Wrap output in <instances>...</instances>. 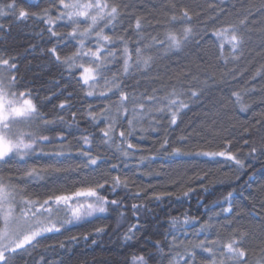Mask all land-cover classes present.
Segmentation results:
<instances>
[{
	"label": "trees",
	"instance_id": "16d2710c",
	"mask_svg": "<svg viewBox=\"0 0 264 264\" xmlns=\"http://www.w3.org/2000/svg\"><path fill=\"white\" fill-rule=\"evenodd\" d=\"M7 2L11 0H0V3ZM110 2L120 7L115 36H127L129 39L138 35L135 32L137 18L142 20L143 28L139 35L159 34L163 37L171 17L180 16L183 9L189 11L193 38L179 51L165 53L161 49L150 68L134 69L123 83L126 86L124 90L130 94L151 95L153 90H158L157 94L163 96L175 87L178 91L195 90L199 96L191 99L189 92L183 97L189 102V107L182 111L175 126L170 127L169 114L164 113L162 118L157 114V122L162 126L156 132L144 134L145 138L138 145L136 154L127 159L126 167L122 153L116 151V145L106 146L102 143L100 129L105 127L104 123L93 127L88 119L89 107L99 114L105 106L118 102L119 92L109 94L108 98H99L103 90L101 80L96 96L86 97L87 89L81 87L76 76L70 77L65 66L57 63L48 52L49 48L57 45L62 58L71 55L75 51L71 43L67 46L63 41L57 44L55 39H50L47 25L36 18L17 21L11 15L0 17V25L3 26L0 30V57L12 59L17 64V71L9 73V76L18 78V88L15 90L31 89L35 103L49 119L64 117V125L43 134L55 137L62 129L71 133L63 145H48L45 150L63 147L65 151L76 153L82 148V143L77 142L81 134L91 133L92 154L107 161L94 173L87 172L85 175V171H69L50 174L19 187L26 189L31 198L43 199L54 185L62 189L68 186L67 190L74 191L72 185L77 180L103 177L111 181L117 175L122 180L127 178V188H120L117 195L113 196L108 190L103 193L109 199H122L120 208L109 206L107 213L66 225L60 233H52L35 248L18 254L11 264H131L133 254L144 255L148 264H170L173 257H176L178 264H183L179 257L185 255L186 249L190 251L192 244L206 238L226 242L233 236L238 237L241 232L247 234L244 241L247 264H264V207H261L264 204V125L256 123L264 120V14L250 20L243 29L245 43L237 54L238 59H232L231 46L225 43L224 56L229 60L227 64L220 58V41L213 35L221 27L238 24L247 9L256 12L264 0ZM16 3L18 8L24 7L29 12L42 14L44 9H51L53 16L57 14L50 0H16ZM85 26L81 25V30ZM184 26L188 25H175L176 28ZM56 30L66 34L70 28L61 24ZM106 32L113 34L111 31ZM116 67L122 71V61ZM3 68L0 65V70ZM111 77L112 72L106 73V78ZM233 93L240 95L239 103ZM61 101L67 105L63 110L59 109ZM241 104L246 106L245 111H241ZM132 107L129 103L128 108ZM112 112L115 114V107H112ZM74 113L79 127L73 124L68 129L67 125L72 123ZM149 123L150 118H146L137 126V133H140L141 127L147 129ZM122 126L126 129L127 121ZM246 128L248 132H245ZM120 130L119 127L116 129L117 139ZM166 135L169 140L167 153L178 148L184 155L173 159L160 152L158 159L148 160L149 157L157 156ZM137 140L138 136L132 137L134 144ZM245 140L248 141L247 145ZM253 147L256 148L255 153H251ZM224 150L235 154L244 167L224 157L195 155L196 152ZM141 156L145 158V165L138 167ZM78 162L64 161V167L75 168ZM47 163L49 161L46 158L37 159L35 156L26 164L0 163V176L15 181L17 177L23 176L27 168ZM112 164L118 165V169L111 171ZM189 189V195L184 196L183 193ZM169 192L170 196L154 199V194ZM228 192L234 194L231 200L234 211L227 219L221 217L217 221L221 208L208 209L214 202H222V206L227 207L224 197ZM136 193H140L139 198ZM133 204L144 207L134 215ZM185 216L190 219L197 217L201 223L213 217V228L209 233L197 237L195 228L183 225ZM172 218L181 222L175 228L171 224ZM133 225H138V229H134V239L125 241L123 235ZM96 228H104L105 231L97 234ZM169 232L172 235H168ZM85 235L89 237L87 241ZM73 236L77 239L72 240ZM174 236L179 238L175 245L172 244ZM156 242L163 245L162 251L155 247ZM61 243L65 245L64 248H60ZM49 246H54V251ZM197 253V264H209L207 253L200 249H197ZM221 258V254L217 253V264ZM225 264L231 262L226 261Z\"/></svg>",
	"mask_w": 264,
	"mask_h": 264
},
{
	"label": "snow or ice",
	"instance_id": "6c2138e0",
	"mask_svg": "<svg viewBox=\"0 0 264 264\" xmlns=\"http://www.w3.org/2000/svg\"><path fill=\"white\" fill-rule=\"evenodd\" d=\"M50 3L57 9V14L53 16L51 9H44L42 14L29 12L24 7L17 6L16 0L0 3V17L11 15L17 21H26L30 17L36 18L47 25V32L50 39H55L57 44L61 41L67 46L69 43L75 48L71 55L61 57L57 45L48 49L49 54L55 61L65 66L69 76H76L77 82L82 88L87 89L86 97L96 96L97 86L103 80V90L99 93V98H108L109 94L115 95L119 92V100L115 105L105 106L99 114L91 107L88 109V119L93 127H98L104 123L105 127L100 129V138L106 146L116 145V151L122 153L127 167V159L136 154L138 145L143 141L144 134L147 132H156L162 126L157 122V114L162 118L164 113L170 115L169 125L175 126L178 117L184 109L189 107V102L183 97L190 92L191 99H197L199 93L195 90L188 91L177 90L175 87L163 96L158 95V90H153L151 95L146 93L136 94L127 93L123 81L134 69H148L158 57L160 50L165 53L181 50L193 38V28L190 26L191 15L188 10L183 9L180 16L173 15L169 21V27L163 37L159 34L155 36L139 35L143 31L142 20L137 18L135 21L136 37L129 39L127 36H115L116 22L120 18L119 5L110 2V0H50ZM264 14V3L253 12L247 9L243 18L238 24L228 27H221L214 31L213 35L220 41V58L227 64L228 58L224 56L225 43L231 46V57L238 59V53L241 51L245 40L242 31L249 24L250 20H255L257 15ZM177 23L187 24L182 28H176ZM70 28L66 34L57 31L59 25ZM81 25H86L81 30ZM3 26L0 25V30ZM111 31L113 34H107ZM122 61V71L116 67ZM0 65L4 66L0 70V163L26 164L32 157L37 159L46 158L49 163L37 167L32 166L24 171L22 177H17L15 181L12 178L0 176V264H11V260L18 254L26 252L29 248H35L42 239L52 233H60L66 225H72L77 222L85 221L96 214H104L109 210V206L120 208L122 199H109L104 193L105 190L111 192L113 196L118 194L120 188H127V178L121 179L119 175L112 178L111 181L104 179H86L77 180L73 183L74 191L67 190L68 186L57 188L55 185L51 190L44 194V198L33 199L27 193L26 189L19 185L27 184L37 178H44L50 174H60L69 171L77 173L85 171L95 172L102 164L107 161L99 155L92 154L93 134L82 133L78 143H82V148L76 153L65 151L63 147L45 150L48 145H63L67 135L71 133L67 130H61L57 136L45 135L44 132H51L58 126L64 125L63 116L49 119L42 114L40 106L35 103V97L31 89L16 91L18 88V78L15 75L9 76V73L17 71V64L12 59L0 57ZM115 68V71L113 69ZM112 72L111 79L106 78V73ZM78 74V75H77ZM236 102L241 101L238 93H233ZM49 100L52 97H48ZM131 103L133 107L128 108ZM67 107L64 101L59 104V109ZM112 107L116 112L113 114ZM121 109L123 111H121ZM246 106L241 104V111H245ZM129 116L131 118H129ZM146 118H150L147 129L140 128L137 133V126L141 125ZM127 121V128H123V122ZM258 125H264V120H258ZM73 124L79 127L76 121L75 113L71 124L67 125L70 129ZM121 130L116 138V129ZM249 130L246 128L245 132ZM138 136L137 143L132 142V137ZM169 143L167 135L161 143L157 156L147 158L155 161L159 158V153L163 152L173 159L184 155L180 149L174 148L171 153H167ZM231 143L230 141L228 142ZM245 145L248 141H244ZM126 145V147H124ZM132 150V151H130ZM256 148L251 149L255 153ZM188 155H191L189 153ZM197 156L209 158L224 157L229 161H234L236 165L243 168V162L230 150L224 151H203L196 152ZM78 160L75 168L64 167V161ZM145 165V158L141 156L138 167ZM118 169V165L112 164L111 171ZM58 179V176H57ZM79 184L80 186H76ZM184 192V196H188ZM165 195L171 193L154 194V199L161 200ZM233 192H228L224 197L227 207L222 206V202H214L209 211L215 207H220L221 212L217 214V221L223 217L227 219L232 215L234 209L231 203ZM38 196V194H37ZM140 193H136L139 198ZM19 197V199H18ZM144 205L133 204L132 210L135 215ZM264 207V204L261 205ZM123 216V213H121ZM213 217H209L203 223L197 217L191 219L185 216L183 225L195 228V235L199 237L202 234L209 233L213 228ZM181 223L177 218H172L173 228ZM134 229L138 225H133L124 233L125 241L134 239ZM104 228H96L95 233H103ZM168 235H172L171 232ZM76 240L77 237H71ZM87 241L88 235L84 236ZM178 237H173L172 244L175 245ZM187 239V236H185ZM247 234L241 232L239 236H233L226 242L216 239L200 240L191 245V250L185 251V255L180 256L183 264H197V249L207 253L210 257L209 264H217V253L222 258L219 264H225L230 261L231 264H247V251L244 247V241ZM95 244L96 241L94 240ZM63 243L60 248H64ZM155 247L163 250V245L156 242ZM54 251V246H49ZM44 260V257H41ZM131 264H148L144 255H135L131 257ZM170 264H178L176 257L170 261Z\"/></svg>",
	"mask_w": 264,
	"mask_h": 264
}]
</instances>
